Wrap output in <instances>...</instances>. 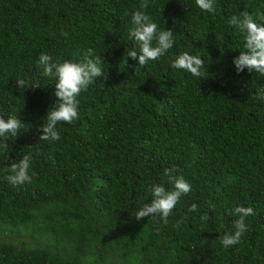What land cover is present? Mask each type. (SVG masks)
<instances>
[{"label":"trees","instance_id":"1","mask_svg":"<svg viewBox=\"0 0 264 264\" xmlns=\"http://www.w3.org/2000/svg\"><path fill=\"white\" fill-rule=\"evenodd\" d=\"M141 2L0 0V115L25 125L7 147L0 141V264H264V100L255 98L264 78L236 72L243 35L227 23L242 11L264 15V0H216L215 13L195 0H148L175 44L135 71L124 60L138 50L128 29ZM88 48L104 77L78 97L79 119L57 125L61 139L41 141L56 97L39 55L78 62ZM183 52L203 59V77L171 67ZM18 78L40 87L17 88ZM26 154L36 175L13 186L8 168ZM173 165L191 192L167 224L136 220L151 185L172 189L164 169ZM236 206L255 214L224 248Z\"/></svg>","mask_w":264,"mask_h":264},{"label":"clouds","instance_id":"2","mask_svg":"<svg viewBox=\"0 0 264 264\" xmlns=\"http://www.w3.org/2000/svg\"><path fill=\"white\" fill-rule=\"evenodd\" d=\"M195 5L203 12L215 13L216 0H195ZM148 0H142L140 9L131 13V27L128 29V38L134 40L138 50L127 52L124 63L128 65V58L136 61L131 65L138 71L148 62L158 60L164 56L175 44L174 32L170 29H160L159 25L151 19L147 13ZM227 23L236 28L243 35L242 50L233 60L236 72L239 74L245 69L249 73H256L260 78H264V15H253L248 11L232 15ZM61 36L67 38L69 33L61 31ZM155 42V45H154ZM103 58L88 48L83 51V57L78 62L64 60L56 62L52 56L42 52L37 59V67L42 70V75L55 81L54 93L55 103L47 110L46 117L38 131L42 134L39 139L46 142H56L61 139L58 124H72L79 119V99L82 93L87 92L89 86L94 84L97 77H104L102 68ZM204 61L197 55L188 52L179 54L173 61V69L183 70L193 77L204 76L201 68ZM15 86L21 89L38 88L39 84H29L24 79H17ZM255 98L264 100V85L255 93ZM24 124L15 115L8 116L7 119L0 115V141L7 147V140L17 138L21 135ZM31 156L26 154L17 162L10 164L7 181L13 186L31 183L35 172H30ZM178 169L173 165L164 169V176L173 187L166 189L164 184H153L149 191L151 202L144 203L136 212V220L146 217H159L163 223H168V217L179 203L182 196L189 194L192 190L191 183L183 175H177ZM198 210L197 204L193 203L188 208L189 212ZM231 214L236 216L234 221V231L226 233L220 239L224 248H229L238 244L242 235L248 230L245 218L254 215L252 207L236 206L231 210ZM202 221L209 219L208 215L200 217ZM179 227V224H177Z\"/></svg>","mask_w":264,"mask_h":264}]
</instances>
